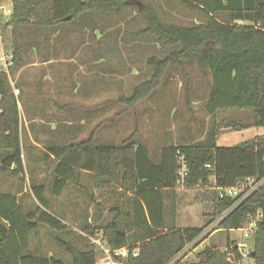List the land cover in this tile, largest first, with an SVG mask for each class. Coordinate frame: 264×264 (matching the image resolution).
<instances>
[{"label":"trees","instance_id":"16d2710c","mask_svg":"<svg viewBox=\"0 0 264 264\" xmlns=\"http://www.w3.org/2000/svg\"><path fill=\"white\" fill-rule=\"evenodd\" d=\"M202 17L189 26L165 23L157 11L142 0H10L11 12L4 26L52 29L84 15L120 16L132 9L146 23L143 32L168 46L163 57L151 56L147 64L153 72L136 85L129 96L118 101L128 107L147 99L161 84L168 69L195 62L209 78L204 110L249 112L251 120L227 121L234 130L264 127V0H177ZM93 14V15H91ZM93 18V17H92ZM12 68L20 52L15 48ZM220 126L213 122L205 136L196 142L172 143L162 147L157 160L143 143L125 139L121 145H99L93 137L70 143H53L42 152L49 164V186L29 180L35 205L27 209L15 194L0 191V264H66L60 258L43 256L30 250L31 237L39 227L46 228L71 257L69 264H95L98 246L79 249L60 234L69 230L62 218L50 210L49 189L58 198L68 187L83 188V172H88L96 188L119 189L129 202L130 230L120 228L121 205L115 216L98 227L101 241L111 249L127 247L136 256L119 258L121 264H166L196 242L211 223L213 231L244 228L251 222L254 244L245 263L236 242L227 250L206 246L187 264H264V135L231 146H218ZM0 173L24 179L21 157L20 116L9 72L0 70ZM180 159L187 167L183 185L211 187L213 213L203 227L180 228L175 208L170 222L165 219L163 190L178 186ZM124 168L121 178L119 167ZM260 184L246 197H219L218 188L235 186L242 180ZM25 180V179H24ZM174 196V195H173ZM245 225V226H244ZM96 227H84L93 236ZM211 234V233H209ZM231 254V255H230ZM176 264H179V260Z\"/></svg>","mask_w":264,"mask_h":264},{"label":"rangeland","instance_id":"374dc122","mask_svg":"<svg viewBox=\"0 0 264 264\" xmlns=\"http://www.w3.org/2000/svg\"><path fill=\"white\" fill-rule=\"evenodd\" d=\"M142 2L154 8L165 23L189 26L202 20L200 15L190 12L177 0ZM9 8L11 9L10 0H0V58L4 54H11L15 48L19 52L24 51L27 60H31L27 52L38 48L47 51L53 49L81 51V57L76 60L83 62L80 71L82 73L77 71V74H72L71 79L86 83L87 89L90 86L92 88L90 93L88 92L91 98L89 103L92 105L86 106V109L92 112V117H89V120L94 119L92 126L100 118L97 101L100 99L104 101L100 107L104 127L103 130L96 131V134L102 135L96 139L99 145H121L125 139L143 143L147 146L151 158L156 161L162 147L172 143L199 141L213 122L220 126L216 139L218 146L236 145L257 135H264V127L251 126L237 130L226 127L227 121L239 119L242 123L250 122L249 112L228 110L218 112L215 116L205 112L204 103L209 93V78L201 73L195 62H184L182 68L168 69L160 86L147 99L133 107L120 103L119 97L129 96L136 85L150 78L153 69L147 64V59L151 56L163 57L169 50L168 46L154 41L153 37L143 32L146 23L132 9H127L120 16H92L95 31L89 27L81 29L82 18H75L67 28L71 37L55 40L51 29L5 27L4 20L7 18L5 13ZM94 33H98L99 36ZM42 35H46L45 39ZM97 53L104 56L105 61L101 65L95 63ZM23 94L24 92L20 100ZM72 98L73 96L70 101ZM76 98H78L76 102L81 104L85 100L82 92L76 94ZM61 111L62 117H68L67 109ZM100 123L101 120H98L97 124ZM92 126L85 130H91ZM42 166L43 168L36 173V179L38 182H44L47 187L51 181L49 164L44 162L39 165L40 168ZM81 183L83 188L70 186L58 198H53L50 190L46 189L50 210L69 226V230L60 234L62 239L79 249H87L92 243L97 247L96 242L102 238V231L98 227L115 216L114 209L118 205H121L122 211L119 226L123 230H130L131 223L127 215L130 211L129 202L121 195L119 189L96 188L88 174H83ZM22 184L27 189L22 197L23 204L32 210L36 203L29 189V181L24 179L20 181L9 174L0 175V190L13 191ZM212 194L211 187L202 185L194 187L178 185L173 191L164 189L166 221H171L172 209L175 208V223L178 227H203L210 221L213 213ZM88 216L91 217V222ZM87 225L96 227L91 237L84 230ZM215 225L216 222H213L206 227L201 237L180 254L179 264L195 261L197 253L206 246H216L224 250L227 241L236 242L239 251L252 249L253 234L246 235L243 228L213 231ZM210 232L212 233L209 234ZM29 248L39 255H54L66 264L71 261L64 246L44 227H39L32 235ZM244 262L251 263V260L244 258Z\"/></svg>","mask_w":264,"mask_h":264},{"label":"crops","instance_id":"0c3cea01","mask_svg":"<svg viewBox=\"0 0 264 264\" xmlns=\"http://www.w3.org/2000/svg\"><path fill=\"white\" fill-rule=\"evenodd\" d=\"M80 18H82L80 19V26H83L81 29L89 27V29L95 31L94 20L90 15H84ZM71 21L67 20L51 29L55 40L57 38L61 39V37H71V33L67 31ZM94 34L98 35V33ZM42 37L45 39L46 35H42ZM80 52L65 49L47 51L38 48L27 52L29 59H31L27 60L24 51H22L17 63L9 69V80L12 89L17 88L19 90L14 95L18 102L21 157L24 166V179L27 182L30 179L38 182L36 173L43 168V166L40 168L39 165L44 164L42 152L46 151L47 146L53 143L78 142L89 137H93L96 142V139L102 137L100 133L96 134V131L103 130L104 127L102 109L100 108L104 102L103 99L97 101L99 108L97 112L100 115L98 120H101V123L97 124L98 120H96L95 125L92 126L94 119L89 120V117H92V112L86 109V106L92 105V103H89L91 102L89 93L92 88L90 86L87 89L86 83L71 79L72 74L82 71L83 62H77L76 60L81 57ZM96 55V65L103 64L105 61L103 54L97 53ZM23 92V97L20 100L19 98ZM80 92H82V97L85 98L82 104L76 102L78 100L76 94L78 95ZM71 96H73L72 101H70ZM62 109H67L68 117H62ZM106 122L108 123V121ZM91 126L93 127L91 130H85ZM83 174L90 175L88 172H83ZM0 175L4 174L0 173ZM25 175L27 178H25ZM0 191L15 194L20 198L26 194L27 189L22 184L21 187L13 191ZM90 218L89 222H91Z\"/></svg>","mask_w":264,"mask_h":264},{"label":"built area","instance_id":"2783aa9c","mask_svg":"<svg viewBox=\"0 0 264 264\" xmlns=\"http://www.w3.org/2000/svg\"><path fill=\"white\" fill-rule=\"evenodd\" d=\"M11 12V9L6 10V16H8ZM12 66V55L11 54H4L0 58V70H3L5 72H9L10 67ZM14 94H17L19 90L17 88L13 89ZM187 167L182 159H180V168L178 171V185H183L184 176L186 175ZM260 184V182H257L255 179H245L237 183L235 186L231 187H220L218 188V195L219 197H236L241 196L246 197L249 195L252 191H254L257 186ZM256 225L254 222H251L248 227H245L243 229L246 230V235H250L255 230ZM213 230V229H212ZM212 233V232H210ZM96 245L99 248V254L96 258L95 264H121L118 260L119 258H125L129 255L136 256L137 250L134 249L131 252L128 250L127 247H122L118 249H111L105 244H103L101 241H97ZM238 246V245H237ZM224 250H227L225 247ZM243 258H246L249 250L246 251H240ZM231 255V254H230ZM180 258V254L173 258L172 260L168 261L166 264H176L177 261Z\"/></svg>","mask_w":264,"mask_h":264},{"label":"water","instance_id":"95a60500","mask_svg":"<svg viewBox=\"0 0 264 264\" xmlns=\"http://www.w3.org/2000/svg\"><path fill=\"white\" fill-rule=\"evenodd\" d=\"M69 19H71V16L69 15V16H66L65 18H63V21H67V20H69ZM119 171H120V173H121V178H123V176H124V168L122 167V166H120L119 167Z\"/></svg>","mask_w":264,"mask_h":264}]
</instances>
